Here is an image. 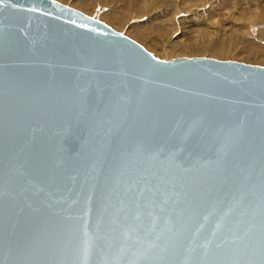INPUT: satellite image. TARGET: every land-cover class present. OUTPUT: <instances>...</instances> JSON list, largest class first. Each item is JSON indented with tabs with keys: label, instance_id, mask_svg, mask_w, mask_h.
<instances>
[{
	"label": "water",
	"instance_id": "1",
	"mask_svg": "<svg viewBox=\"0 0 264 264\" xmlns=\"http://www.w3.org/2000/svg\"><path fill=\"white\" fill-rule=\"evenodd\" d=\"M0 264H264V66L0 0Z\"/></svg>",
	"mask_w": 264,
	"mask_h": 264
},
{
	"label": "rangeland",
	"instance_id": "2",
	"mask_svg": "<svg viewBox=\"0 0 264 264\" xmlns=\"http://www.w3.org/2000/svg\"><path fill=\"white\" fill-rule=\"evenodd\" d=\"M57 1L107 23L142 44L159 59L213 57L264 66L263 61H257L261 56L263 58V51L256 48H264V0ZM179 39L215 44L219 48L225 46V53L218 56L202 51L176 55L173 49L180 43ZM169 46L170 49L173 47L166 54L169 56L155 54L156 49H169Z\"/></svg>",
	"mask_w": 264,
	"mask_h": 264
},
{
	"label": "bare ground",
	"instance_id": "3",
	"mask_svg": "<svg viewBox=\"0 0 264 264\" xmlns=\"http://www.w3.org/2000/svg\"><path fill=\"white\" fill-rule=\"evenodd\" d=\"M169 6V5H168ZM93 13V12H92ZM194 15V14H193ZM172 16V15H171ZM179 18V17H178ZM177 18V19H178ZM179 20V19H178ZM178 20H177V22H178ZM182 20V19H181ZM174 22V21H173ZM180 22V21H179ZM178 22V23H179ZM118 24H117V26L119 27V28H121V26L122 25H119L120 24V22H117ZM181 24V23H180ZM248 29V28H247ZM164 30V29H163ZM180 33V32H179ZM176 34V33H175ZM170 35V34H169ZM172 35V34H171ZM182 35V34H181ZM180 37V36H179ZM174 38V37H173ZM179 41H180V39H179ZM170 42V41H169ZM172 43H174V42H172ZM253 44H254V42H253ZM221 45V44H220ZM224 46V45H223ZM221 47V46H220ZM223 48H225V46L224 47H222V48H219V46H215V44L214 45H203V44H200V43H197L196 41H194V40H186V41H184V42H182V41H180V43H178L177 44V46H176V49H173V47L171 48V49H173L174 50V53L176 52V55H177V53L179 54V55H185V54H188V53H190V52H198V53H200V52H202V51H205L206 53L207 52H209V54H213V55H222L223 56V54L225 53V50L223 49ZM256 48H258L257 50H261V51H263V53H261V54H263V58H262V56H261V59L260 60H257V61H263L264 62V48L263 47H261L260 48V46L259 47H256ZM170 49V46H169V49H156V50H158L159 52H157L156 50H155V54L156 55H161V56H169V55H166L167 54V52L169 51V50H171ZM226 49V48H225ZM249 52H251V50H249ZM169 54V53H168ZM174 54H172V56H173ZM197 55H200V54H197ZM189 56V55H188ZM192 56V55H191ZM249 56H250V54H249ZM253 56V55H252ZM213 58V57H212ZM172 59V58H171ZM255 59V58H254ZM256 61V62H257Z\"/></svg>",
	"mask_w": 264,
	"mask_h": 264
}]
</instances>
